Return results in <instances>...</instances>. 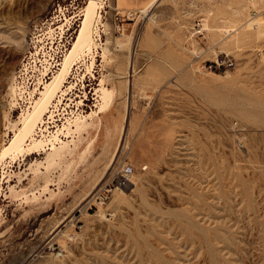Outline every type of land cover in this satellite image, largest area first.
<instances>
[{
    "label": "rangeland",
    "instance_id": "1",
    "mask_svg": "<svg viewBox=\"0 0 264 264\" xmlns=\"http://www.w3.org/2000/svg\"><path fill=\"white\" fill-rule=\"evenodd\" d=\"M97 1L91 53L12 153L90 0H0V264H264V0H158L124 33Z\"/></svg>",
    "mask_w": 264,
    "mask_h": 264
},
{
    "label": "bare ground",
    "instance_id": "2",
    "mask_svg": "<svg viewBox=\"0 0 264 264\" xmlns=\"http://www.w3.org/2000/svg\"><path fill=\"white\" fill-rule=\"evenodd\" d=\"M156 2L157 0H151L147 5L141 8L139 13L147 14ZM97 3V0H90L89 4L86 6L83 13L84 19L82 21V26L79 30V33L77 34L76 39L73 40L71 48L68 49L62 61L59 62V59H57V57H54L53 61H48L47 65L45 66L42 72L43 76L35 88V92L39 94V98L36 99L32 104V110H27L26 113L21 115L19 127L17 128L18 130L15 132V135L11 140L10 145L5 148L6 152L10 151L14 153L18 151L24 152L26 150V140L30 137H33L34 132L44 122L45 115L50 112L51 105L57 99L59 93L64 94V87L67 83V79L79 58L86 51L91 53V32L94 26L93 23L94 21H96V18L99 17L97 11ZM116 7L115 10L122 8L120 0H117ZM103 98H106V95H103L102 99ZM100 111L103 110L101 109ZM58 133L59 131L57 132L54 138L57 139ZM44 144L45 143H43L42 140L36 141L33 144H30L27 150L31 151L30 153L36 152Z\"/></svg>",
    "mask_w": 264,
    "mask_h": 264
},
{
    "label": "built area",
    "instance_id": "3",
    "mask_svg": "<svg viewBox=\"0 0 264 264\" xmlns=\"http://www.w3.org/2000/svg\"><path fill=\"white\" fill-rule=\"evenodd\" d=\"M137 12H134L132 10H127L125 12H120L119 10H115L113 15L114 24L116 26V29L120 33H124L126 28L125 25L128 24L130 21H133ZM206 31L203 19L197 20L194 27L192 28V36H198L201 37L204 35V32ZM196 55V54H195ZM196 58L199 59L200 55H196ZM204 66H208L213 69H218L221 64L219 62L217 63H206Z\"/></svg>",
    "mask_w": 264,
    "mask_h": 264
},
{
    "label": "crops",
    "instance_id": "4",
    "mask_svg": "<svg viewBox=\"0 0 264 264\" xmlns=\"http://www.w3.org/2000/svg\"><path fill=\"white\" fill-rule=\"evenodd\" d=\"M132 1L133 0H123L121 9H124V12L127 10H132V11L136 10L137 12H139L141 8L147 5L151 0H137L134 3H132Z\"/></svg>",
    "mask_w": 264,
    "mask_h": 264
}]
</instances>
